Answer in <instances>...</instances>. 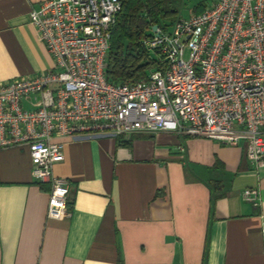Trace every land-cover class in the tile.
<instances>
[{"label":"crops","instance_id":"1","mask_svg":"<svg viewBox=\"0 0 264 264\" xmlns=\"http://www.w3.org/2000/svg\"><path fill=\"white\" fill-rule=\"evenodd\" d=\"M45 1L0 0V82L53 69L30 20ZM53 141L71 188L61 219L47 215L50 184L32 175L28 146L0 148V264H264V166L243 144L166 130Z\"/></svg>","mask_w":264,"mask_h":264},{"label":"built area","instance_id":"2","mask_svg":"<svg viewBox=\"0 0 264 264\" xmlns=\"http://www.w3.org/2000/svg\"><path fill=\"white\" fill-rule=\"evenodd\" d=\"M121 0H48L30 12L52 70L0 82V148L27 145L32 175L50 184L47 215H71L56 136L177 132L243 144L264 166V0H216L188 18L151 28L155 62L145 79L113 82L107 55ZM26 99L32 107L24 106ZM257 206V188L243 190Z\"/></svg>","mask_w":264,"mask_h":264},{"label":"trees","instance_id":"3","mask_svg":"<svg viewBox=\"0 0 264 264\" xmlns=\"http://www.w3.org/2000/svg\"><path fill=\"white\" fill-rule=\"evenodd\" d=\"M178 1L121 0L122 9L112 30L107 55L106 75L110 81L145 79L154 69L155 62L143 39L151 34L153 25L169 26L180 19L176 9Z\"/></svg>","mask_w":264,"mask_h":264},{"label":"rangeland","instance_id":"4","mask_svg":"<svg viewBox=\"0 0 264 264\" xmlns=\"http://www.w3.org/2000/svg\"><path fill=\"white\" fill-rule=\"evenodd\" d=\"M213 0H179L176 9L178 10V17L179 18H188L190 13L200 5L212 4Z\"/></svg>","mask_w":264,"mask_h":264},{"label":"water","instance_id":"5","mask_svg":"<svg viewBox=\"0 0 264 264\" xmlns=\"http://www.w3.org/2000/svg\"><path fill=\"white\" fill-rule=\"evenodd\" d=\"M157 27H158V25L157 24H155V25H153V30H156L157 29Z\"/></svg>","mask_w":264,"mask_h":264}]
</instances>
